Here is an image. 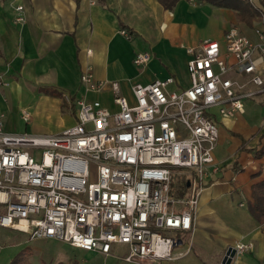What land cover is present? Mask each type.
<instances>
[{"label": "built area", "instance_id": "built-area-1", "mask_svg": "<svg viewBox=\"0 0 264 264\" xmlns=\"http://www.w3.org/2000/svg\"><path fill=\"white\" fill-rule=\"evenodd\" d=\"M23 21L18 14L15 22ZM253 32L254 39L231 27L224 48L212 39L186 47L185 88H173L169 76L134 85L129 101L112 82L115 111L77 99L76 123L55 135L8 133L0 113V227L104 256L120 245L126 263L172 260L176 234L192 230L206 180L221 169L219 120L244 114L245 101L264 94L263 15ZM119 34L132 38L126 29ZM151 59L138 52L133 64ZM80 83L93 92L107 85L91 67ZM21 115L30 120L27 110ZM230 247L229 264L252 249Z\"/></svg>", "mask_w": 264, "mask_h": 264}, {"label": "crops", "instance_id": "crops-1", "mask_svg": "<svg viewBox=\"0 0 264 264\" xmlns=\"http://www.w3.org/2000/svg\"><path fill=\"white\" fill-rule=\"evenodd\" d=\"M256 5L264 16L258 0ZM18 6H22L21 12L16 10ZM18 14L24 17L21 23L15 22ZM256 26V21L239 22L231 8L200 0H179L172 9L158 0H1L0 89L12 83L32 94L41 88L50 89L48 96L35 93L33 97L56 110L63 123L58 134L76 123L77 99L98 100L115 111L112 82L118 84V94L129 101L134 85L169 76L175 80L173 88H185L189 84L186 47L212 39L224 48L223 38L231 27L254 39ZM120 29H126L132 38L121 36ZM138 52L152 55L146 66L133 64ZM88 67L97 81L107 82L101 91L86 90L80 83ZM250 101L254 111L247 117ZM67 107L69 117L64 113ZM218 125L214 158L221 169L206 180L193 213L192 230L176 234L181 244L174 247L172 260L145 264H219L226 250L237 243L252 245L238 264H264V223L256 221L247 209L252 185L264 180V156L257 153L264 147V94L246 100L244 114L219 120ZM226 142L231 144L229 152L224 147ZM19 237L31 245L25 249L30 264H69L72 257L64 250L65 245L81 255L107 259L115 257L118 248H122L123 256L126 254L120 245L104 256L59 241L58 249L47 250L36 248V241H29L26 235ZM33 255L38 257L35 263Z\"/></svg>", "mask_w": 264, "mask_h": 264}, {"label": "rangeland", "instance_id": "rangeland-1", "mask_svg": "<svg viewBox=\"0 0 264 264\" xmlns=\"http://www.w3.org/2000/svg\"><path fill=\"white\" fill-rule=\"evenodd\" d=\"M187 77H185L186 79ZM50 89L41 88L39 91L34 92L33 94L27 92L25 87L17 88L14 83H12L7 89H0V112L4 113V129L8 132L13 133H26V134H55L59 132L63 126L60 117L57 115L56 110L53 107H49L44 103L40 102L36 98L34 99L33 95L36 93L38 95L45 96L49 94ZM48 96V95H46ZM253 101H250L248 104V113L247 117L252 114L254 111L252 107ZM22 110H27L30 114V120L24 121L21 115ZM65 116L69 117V108L65 109ZM259 129V127H258ZM237 129H233L236 131ZM256 134V131H255ZM227 151L231 148V144L226 142L224 144ZM229 148V149H228ZM19 236H24L23 234L16 233L7 229L0 228V264H9V262L22 250L27 247H31L30 243L24 241ZM58 241L53 240L46 241H36L34 246L46 248L59 247ZM64 246V245H62ZM67 249H66V248ZM65 251L71 255V262L69 264H129L125 263L122 255V248L116 250V256L110 258H104L100 255H81L77 250H72L64 246ZM79 253V254H78ZM32 255V254H31ZM38 257L33 255L32 261L35 263V260ZM44 261H46L44 259ZM136 264V263H130Z\"/></svg>", "mask_w": 264, "mask_h": 264}, {"label": "trees", "instance_id": "trees-1", "mask_svg": "<svg viewBox=\"0 0 264 264\" xmlns=\"http://www.w3.org/2000/svg\"><path fill=\"white\" fill-rule=\"evenodd\" d=\"M166 9H172L179 0H158ZM216 6L231 8L236 11V17L239 22L250 24L253 21L260 22L262 13L253 5L251 0H200ZM264 8V0H258ZM234 136H238L234 134ZM259 156H264V147L257 151ZM236 162L233 163L232 170H236ZM206 187V186H205ZM185 185L179 186L177 192H182ZM251 202L247 203V209L250 215L260 224L264 223V180L254 183L251 187ZM28 254L24 250L20 251L9 264H30ZM62 264V263H58Z\"/></svg>", "mask_w": 264, "mask_h": 264}, {"label": "water", "instance_id": "water-1", "mask_svg": "<svg viewBox=\"0 0 264 264\" xmlns=\"http://www.w3.org/2000/svg\"><path fill=\"white\" fill-rule=\"evenodd\" d=\"M234 255V250L229 247L227 251L224 254V257L222 259V262H225L226 264H229L230 258Z\"/></svg>", "mask_w": 264, "mask_h": 264}]
</instances>
